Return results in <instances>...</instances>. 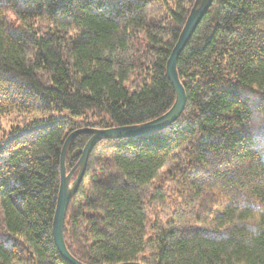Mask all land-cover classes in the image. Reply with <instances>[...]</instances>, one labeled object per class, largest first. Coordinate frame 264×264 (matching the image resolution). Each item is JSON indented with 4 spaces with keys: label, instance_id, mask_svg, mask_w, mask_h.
<instances>
[{
    "label": "trees",
    "instance_id": "obj_1",
    "mask_svg": "<svg viewBox=\"0 0 264 264\" xmlns=\"http://www.w3.org/2000/svg\"><path fill=\"white\" fill-rule=\"evenodd\" d=\"M194 3L0 0V264H66L63 144L173 106L166 63ZM176 69L179 119L89 156L64 223L84 264H264V0H213Z\"/></svg>",
    "mask_w": 264,
    "mask_h": 264
},
{
    "label": "water",
    "instance_id": "obj_2",
    "mask_svg": "<svg viewBox=\"0 0 264 264\" xmlns=\"http://www.w3.org/2000/svg\"><path fill=\"white\" fill-rule=\"evenodd\" d=\"M213 0H195L193 8L171 50L166 63V73L175 92L173 106L162 116L141 125L110 127L106 129L83 128L71 132L62 147L59 160L60 185L52 222V235L55 247L66 264H84L75 259L67 250L64 240V223L71 199L77 193L87 168L89 156L97 143L105 140H122L144 137L174 124L186 106V94L177 74L179 55L190 40L197 26L209 10ZM87 134L89 139L85 144L78 162L67 172L65 157L69 143L75 137ZM118 264H142L139 262H122Z\"/></svg>",
    "mask_w": 264,
    "mask_h": 264
},
{
    "label": "rangeland",
    "instance_id": "obj_3",
    "mask_svg": "<svg viewBox=\"0 0 264 264\" xmlns=\"http://www.w3.org/2000/svg\"><path fill=\"white\" fill-rule=\"evenodd\" d=\"M160 182H161V181H160L159 179H158V180H156V184H160Z\"/></svg>",
    "mask_w": 264,
    "mask_h": 264
},
{
    "label": "bare ground",
    "instance_id": "obj_4",
    "mask_svg": "<svg viewBox=\"0 0 264 264\" xmlns=\"http://www.w3.org/2000/svg\"><path fill=\"white\" fill-rule=\"evenodd\" d=\"M164 114H165V113H164ZM164 114H163V115H164ZM161 116H162V115H161ZM146 123H147V122H146ZM143 124H144V123H143Z\"/></svg>",
    "mask_w": 264,
    "mask_h": 264
}]
</instances>
